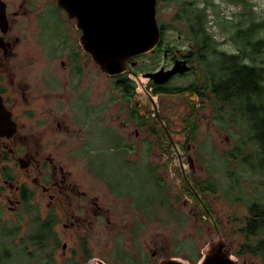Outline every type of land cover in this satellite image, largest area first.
Returning <instances> with one entry per match:
<instances>
[{"label": "rangeland", "instance_id": "374dc122", "mask_svg": "<svg viewBox=\"0 0 264 264\" xmlns=\"http://www.w3.org/2000/svg\"><path fill=\"white\" fill-rule=\"evenodd\" d=\"M182 1L184 0L158 1L159 24L164 22L170 26ZM216 2L222 4V14L227 19L234 18L233 14L241 10V6L222 0ZM249 2L255 4L254 11L259 19H264V0ZM212 15L210 14V17ZM244 17L245 15L242 16ZM212 29L224 50L232 52L236 49L231 42L223 43L224 35L218 28ZM165 46L186 52L191 49V42L184 34L173 29L169 31ZM165 46L159 53L157 61L153 62L152 59L141 56L142 58L137 60L138 63L149 64L145 66L146 69L161 64L168 65L172 58L170 55L168 58L164 57ZM82 65L84 69L91 70V96L96 98L94 101L91 99V106L88 104L84 106L86 112L89 111L91 115L92 111L96 113L95 116H100L104 115L106 109L113 107L112 113L104 116L102 123L95 124L91 119V128H94L96 133L107 135L111 127L119 129L121 121H126L127 114L123 113L124 110L121 111L120 117L116 108L127 99L129 88L118 82L119 77L117 81L101 72L92 59L91 65L85 66L83 57ZM192 69L188 73L177 74L167 86H189L197 76L203 74V65L197 63V67L193 65ZM136 99L144 106L147 104L142 101L147 99L143 95L139 98L136 96ZM205 100L188 92L161 93L156 104L159 107H156V111L159 109V117L149 115L147 118L144 111L149 124L144 125L141 120H137L138 124L129 126L130 131L136 128L140 130V138L133 134L125 135L121 140H127L125 146L129 152L128 157L133 159L126 165L118 160L111 161V158H119L116 153L125 152V149L121 152H111L109 143L99 146L88 140L89 147L84 152L85 157L82 155L75 157L79 148L75 135L60 146L57 159L64 158L68 163L67 168L80 179L81 188L91 191L87 198L80 201L77 199L72 204L61 200L58 202L48 194L42 199L43 203L38 208L42 218L55 215L59 221L55 226L59 240V248L55 251L56 264H67L70 258L78 259L80 264L86 263L90 258L103 259L107 264H121L120 259H125L128 264H158L162 259L171 256L182 257L191 264H198L205 248L207 249L217 237L224 238L235 254V249L244 241L238 230L246 213L245 205L255 197L257 188L261 190L260 193H264V175L254 176L252 166H246V170L240 167L236 169L240 183L235 182L229 165L236 166L237 163L235 165L228 155L234 151L236 143L239 146L236 150L238 156L243 152L240 148L254 146L251 122L242 121L241 118L245 117L233 110L236 107L229 109L227 115L237 118V121L220 118L214 106ZM128 103L131 101L124 104ZM149 104L152 108L151 102ZM193 106L198 108L200 114L199 133L197 140L189 143L184 128ZM87 119L88 115L81 120ZM111 121H114V126H107ZM223 121L227 125H224ZM61 124L64 125L62 119ZM165 127L170 131L171 138ZM153 129L158 132H154ZM55 130H58L57 126ZM241 136L243 141L239 140ZM146 137L148 139H145ZM88 150L91 151L89 155ZM187 153L193 157V163L188 161ZM260 166L258 163L253 165L254 168ZM211 173L219 187L218 193L202 192L201 200L191 197L188 190L192 187H201L203 182L212 178ZM19 175L24 178L21 171ZM114 177L118 181H113ZM88 199L96 203L99 200V204L109 207L110 210L106 215L91 213L88 217L82 218V222H77L71 211L74 210L79 216L85 217V213L77 207L79 203L90 204ZM202 202L208 207L210 215L202 207ZM99 204L91 202L90 205ZM7 206L8 203L0 205V252H4L6 245L11 252H22L36 210L26 214L22 205H16L13 210H9ZM85 222H90L91 226ZM9 229L11 237L4 236L6 243L1 245L3 241L1 233ZM119 245L123 249L119 248ZM27 249L33 250L32 246ZM49 251H52V248L46 250ZM237 257L239 264H260L248 256ZM21 259L22 256L14 257L7 264H19Z\"/></svg>", "mask_w": 264, "mask_h": 264}, {"label": "flooded vegetation", "instance_id": "af4514ba", "mask_svg": "<svg viewBox=\"0 0 264 264\" xmlns=\"http://www.w3.org/2000/svg\"><path fill=\"white\" fill-rule=\"evenodd\" d=\"M81 33L76 19L61 7L59 0H0V106L3 105L5 111L11 114L13 123L12 130L9 122L4 128H0V205L8 203L9 210L22 205L26 214L36 210L29 230L42 225L46 220L38 209L43 203L42 199L46 198L45 194L58 202L61 200L72 204L77 199L80 201L87 198L91 191L81 188L80 179L67 168L68 163L64 158L57 159L60 146L72 135L78 139L79 148L75 157L84 156L89 147L88 140H91V115L84 109L87 104L91 106V70L84 69L82 60L85 57L87 66L91 65L92 58L91 53L80 43ZM168 35L169 31L162 34L155 51L142 56L153 62L157 61ZM165 47L164 57L168 58L170 55L172 58L168 65L161 64L146 69L145 66L149 64L138 63L137 60L142 58L139 56L133 59L134 63H129L128 71L134 72L133 68L139 66L145 72L162 67L170 69L177 60L187 61L191 66L190 71L193 70L186 52L171 46ZM190 51H193L192 44ZM128 71L125 73L129 78ZM121 75L110 77L118 81ZM172 79L164 84L167 86ZM149 81L164 85L155 83L152 79ZM118 82L121 83L120 78ZM127 101L124 99L116 108L120 117L124 110L123 113L127 114L126 121H121L119 129L111 127L108 133L120 144L125 135L139 136L138 130H129V126L134 124L131 117L143 119L145 116L141 110L151 109L137 99L131 101L132 105L124 104ZM123 105L125 106L122 107ZM112 109L113 107L106 109L103 119L112 113ZM87 115L88 119L82 121ZM146 115L149 118V114ZM152 116L157 117V113ZM61 119L64 125L61 124ZM108 125L114 126V121ZM56 126L58 130H55ZM90 152L88 150L87 154ZM70 158L69 156L68 159ZM191 168L194 170L193 166ZM19 171L24 178L20 177ZM113 181L118 180L114 177ZM91 202L100 203L99 200L96 203L88 199V203ZM90 204H78L77 208L85 213V217L79 216L74 210L71 211L72 217L77 222H82V218L91 213L106 215L110 210L101 204ZM50 217H55L56 224L59 222L55 215ZM85 223L91 226L90 222ZM89 260L91 258L87 262Z\"/></svg>", "mask_w": 264, "mask_h": 264}, {"label": "trees", "instance_id": "16d2710c", "mask_svg": "<svg viewBox=\"0 0 264 264\" xmlns=\"http://www.w3.org/2000/svg\"><path fill=\"white\" fill-rule=\"evenodd\" d=\"M222 1L241 6V10L233 14L234 18L227 19L222 14V4L219 5L220 2H216V0H184L179 4L170 26L164 22L160 23L163 34L177 29L190 40L193 51L189 49L186 53L194 67H197V63H202L203 74L197 76L189 86L168 87L165 84H151L159 93L182 94L188 92L196 94L206 99L208 104L213 105L215 111L220 114V118L237 121V118L227 115L229 109L236 107L233 110L245 117L241 120L251 122L254 146L240 148L243 152L238 156L236 150L239 149V146L236 143L234 151L228 155L233 159L235 165L237 163L236 166L229 165V167L232 170V177L239 184L237 168L241 167L246 170V166H252L254 176L264 175V19H259L254 11L255 4L249 0ZM210 14H213L212 17ZM243 15H245L244 18H242ZM237 17L238 20H236ZM212 28H218L224 35L223 43L231 42L236 46V49L232 52L224 50L216 40V33ZM133 71L145 72V69L139 66L133 68ZM119 78L121 84H125L129 88L127 100H130L135 92V84L128 78L127 73ZM204 106L205 104L202 105V107ZM199 116L198 108L193 106V111L184 128L189 143L198 138ZM139 120H143L144 125L149 124L145 118ZM223 124L227 125L225 121ZM153 131L158 132L156 129ZM165 131L170 137L167 127H165ZM239 140L243 141V137L241 136ZM254 163L261 166L254 168ZM257 169L261 171L257 172ZM248 172L250 171L248 170ZM211 177L203 182L201 187L190 188L189 195L201 200L202 192L218 193L219 187L215 184L212 173ZM257 190L255 197L245 205L246 213L238 230L244 241L239 244V248H236L234 253L239 257L247 258L248 256V258H253L260 264H264V193H260L261 190L258 188ZM230 200L240 201L241 199ZM243 201L244 199H242ZM201 204L206 213L210 215L208 207L203 202ZM54 219L55 217H47L42 225L36 226L30 231L26 236L27 242L22 252H11L12 250H8L6 245L4 252H0V264H7L10 259L19 256L23 257L19 264H56L55 251L59 247V240L54 230L56 225ZM1 236L3 238L1 245H3L6 243L4 236L10 238L11 230L4 231ZM29 246H32L33 250L27 249ZM50 248L52 251L46 252ZM119 248L123 249L121 245ZM120 260L121 264H128L125 259ZM67 264L80 263L70 258V262Z\"/></svg>", "mask_w": 264, "mask_h": 264}, {"label": "water", "instance_id": "95a60500", "mask_svg": "<svg viewBox=\"0 0 264 264\" xmlns=\"http://www.w3.org/2000/svg\"><path fill=\"white\" fill-rule=\"evenodd\" d=\"M67 13L76 19L81 29L80 43L91 53L99 69L109 76L121 75L130 70L133 59L154 52L162 39L158 21V0H59ZM183 64V67H179ZM191 70L184 60H177L173 67L159 68L144 74L155 83L164 84L178 73ZM1 100V99H0ZM2 105V102H1ZM3 108V109H2ZM9 122L11 114L0 106V128ZM15 130V125H14ZM190 148V146H189ZM193 163V157L189 155ZM227 241L217 237L198 264H239ZM85 264H107L103 259L91 258ZM158 264H191L182 257H168Z\"/></svg>", "mask_w": 264, "mask_h": 264}, {"label": "crops", "instance_id": "0c3cea01", "mask_svg": "<svg viewBox=\"0 0 264 264\" xmlns=\"http://www.w3.org/2000/svg\"><path fill=\"white\" fill-rule=\"evenodd\" d=\"M135 94L136 93L134 92V95L133 96H135ZM91 99L94 101L96 98L92 95L91 96ZM142 101L147 102V104L145 106H148L149 105L147 99L142 100ZM128 102H130V101L128 100ZM140 110H141V108H140ZM141 111H143V112L145 111V113H149V110H147V109H145V110L142 109ZM95 115H96V113L91 111V119L93 120V122L95 124L102 123L103 120H104L103 119V115H100V116H95ZM131 119H132V121H133L134 124H138L137 123V119H134L133 116L131 117ZM141 121L143 122V120H141ZM135 130H138L139 131V136H137L138 134H135V136L140 138V130L138 128H136ZM149 130H150V128H149ZM145 139H148V137H146ZM91 140H92V142L94 144H97L99 146L104 145L105 143H109V150L111 152H114V153H116L115 151H120L121 152L123 149H125V152L122 151L121 153H116L117 157H119V158H111V161L118 160L123 165H126L129 162H132L133 161V159H129V157H128L129 152H128L127 147H126L127 146V144H126L127 143V140L126 141H121V144L120 143H117L113 139V136L112 135H110V134L103 135V133L102 134L101 133H96V131H95L94 128H91Z\"/></svg>", "mask_w": 264, "mask_h": 264}, {"label": "built area", "instance_id": "2783aa9c", "mask_svg": "<svg viewBox=\"0 0 264 264\" xmlns=\"http://www.w3.org/2000/svg\"><path fill=\"white\" fill-rule=\"evenodd\" d=\"M129 77L137 85L138 94L149 98L154 104L158 103L159 93L155 92L153 86L149 84V78L144 76L142 73L129 72ZM185 166V165H184Z\"/></svg>", "mask_w": 264, "mask_h": 264}, {"label": "clouds", "instance_id": "9594fccd", "mask_svg": "<svg viewBox=\"0 0 264 264\" xmlns=\"http://www.w3.org/2000/svg\"><path fill=\"white\" fill-rule=\"evenodd\" d=\"M136 87H137V85H136ZM153 88H154V86H153ZM154 90H155V89H154ZM155 92H156V91H155ZM135 93H136L135 96H133L134 98H131L129 101L136 100V96L139 98L140 95H142V94H138V92H137V88H136V90H135ZM157 93H159V92H157ZM159 94L161 95V93H159ZM160 95H159V96H160ZM144 98H147V97L144 96ZM147 99L151 102V105H152V108H151L152 111H151V109H149V113H150L149 115L152 116L153 114L157 113V117H159V116H158L159 109H158V111H155L156 107H158V106H157L156 104H154L149 98H147ZM149 101H148V103H150ZM149 105H150V104H149ZM150 107H151V106H150ZM158 108H159V107H158ZM152 117H155V116H152ZM144 118H145V117H144ZM155 118H156V117H155ZM188 161H189V160H188ZM188 163H190V162H188ZM184 167H185V166H184Z\"/></svg>", "mask_w": 264, "mask_h": 264}]
</instances>
